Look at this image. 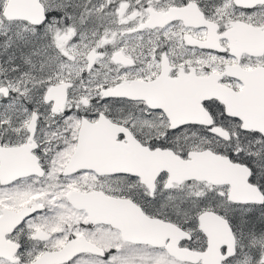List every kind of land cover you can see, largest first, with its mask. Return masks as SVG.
<instances>
[{
    "label": "snow or ice",
    "instance_id": "snow-or-ice-1",
    "mask_svg": "<svg viewBox=\"0 0 264 264\" xmlns=\"http://www.w3.org/2000/svg\"><path fill=\"white\" fill-rule=\"evenodd\" d=\"M0 264H264V0H0Z\"/></svg>",
    "mask_w": 264,
    "mask_h": 264
}]
</instances>
